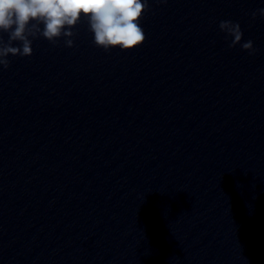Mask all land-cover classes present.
Listing matches in <instances>:
<instances>
[{"label": "clouds", "instance_id": "obj_1", "mask_svg": "<svg viewBox=\"0 0 264 264\" xmlns=\"http://www.w3.org/2000/svg\"><path fill=\"white\" fill-rule=\"evenodd\" d=\"M166 2V0H160ZM148 10V0H0V70L9 68L8 57H28L33 53V40L45 38L52 44L64 38L66 47H73L76 34L72 29L85 17L94 44L108 51L119 48L133 50L146 39L140 19ZM264 18V7L251 13V18ZM219 29L229 47L240 45L249 54H255L253 41L241 43L243 32L238 22L222 20Z\"/></svg>", "mask_w": 264, "mask_h": 264}]
</instances>
